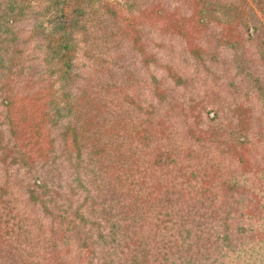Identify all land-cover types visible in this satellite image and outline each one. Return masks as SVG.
I'll use <instances>...</instances> for the list:
<instances>
[{"label":"trees","instance_id":"obj_1","mask_svg":"<svg viewBox=\"0 0 264 264\" xmlns=\"http://www.w3.org/2000/svg\"><path fill=\"white\" fill-rule=\"evenodd\" d=\"M253 1L263 22L245 0H132L138 9L128 16L109 0H44L37 6L0 0V164L27 175L30 207L25 217L17 214L0 186V264H224L225 253L242 246L247 205L238 189L245 185L222 180L219 164L224 155L244 162L237 149L249 141L245 125L254 109L247 101L225 104L218 85L216 91H191L205 88L195 80L198 73L202 80L211 74L214 82L231 71L226 88H240L245 80L252 85L246 95L264 96V0ZM45 10L50 14L43 17ZM98 12L101 17L94 16ZM90 17L97 18L92 24L100 42H130L145 68L155 60L149 43L156 52L165 48L163 38L178 40L179 55L193 69L184 75L164 67L174 86L188 89L177 117L201 119L203 106L232 123L214 133L189 124L178 146L150 117L149 128L132 129L134 119L117 114L133 102L125 89L113 96L109 82L94 91L87 83L78 87L75 35H87L80 30ZM254 42L255 61L249 53ZM151 84L160 103L165 91L154 78ZM50 129L58 131L55 149ZM263 184L249 186L259 212ZM248 245L254 253L255 241Z\"/></svg>","mask_w":264,"mask_h":264},{"label":"rangeland","instance_id":"obj_2","mask_svg":"<svg viewBox=\"0 0 264 264\" xmlns=\"http://www.w3.org/2000/svg\"><path fill=\"white\" fill-rule=\"evenodd\" d=\"M25 1L27 4L33 6L45 3L44 0ZM109 1L113 4L119 5L116 7V11L121 15L128 16L129 12H137L138 6L133 7L131 4L132 0ZM245 1L255 16L263 22L256 8L255 1ZM115 6L116 5H112L110 7L115 9ZM92 7L96 8V3H94ZM43 8L44 6L38 9ZM31 11L32 10H30V12ZM45 11L48 13L45 12L43 17L50 14L48 10ZM94 16L101 17L102 14L98 12ZM40 18H42V16L39 17V19ZM104 18L106 17L104 16ZM88 20L90 21L85 24V27L83 25V28L80 30L83 32L84 29H86L87 35L84 36L83 33L75 35L76 40L79 41V47L75 50L77 63L76 71L81 77L78 81V87L87 83L86 88L94 91L104 83L109 82L113 87L108 90V94L110 95L112 93L113 96L117 94V88L121 87L122 91L125 89V93L131 95V101L133 100V102L128 101L126 104H123L125 110H119L117 114L133 118L135 127H131L132 129L149 128L150 125L147 124L146 120L150 117L154 120V123L160 121V127L164 124V127L169 129V134L173 137L170 145L178 146V141L182 142L179 140L181 138L178 139V137H185V132L189 128V124L191 126L190 129L192 130H203L206 132L210 127L213 128L212 132L214 133L228 127V125L232 123V121L213 118L212 114H209V112L206 113L203 110V106L201 108L203 118L201 119L190 120L191 118L187 117L188 120H185L184 117H177V109H181V105L183 108L188 100V89H183L180 85L174 86L164 67H173L175 71L184 75H191L193 69V64L191 65L190 61L179 55L180 45L178 40L171 37L163 38L162 43L165 48L157 49L156 52H154L152 44L149 43L147 49H150L151 52L147 53L149 56L150 53H153L155 60L145 68L142 64L140 55L134 51L132 48L133 45L130 42L117 38L114 42L103 44L100 42L98 26L92 24V21H97V18L90 17ZM134 20L136 22V27L142 31L144 28L140 25V21L137 19ZM115 21L120 25L121 21L119 19L117 20L115 18ZM107 22H109L108 19ZM43 25L46 27V20ZM142 35L141 32L140 36L142 37ZM151 37L154 41H159V38L154 33H151ZM92 39L96 41L93 42ZM249 50L250 56L252 55L250 58L255 61V42L249 44ZM96 57L99 58L95 59ZM231 73L232 72L229 71L224 74V76H221L220 80L216 81V79L212 82L211 74H208V77L202 80L204 73L200 72L197 74L199 77H195V80L201 85L205 84V88H192L191 93L193 91H198L200 93L203 89L216 91L215 86L218 85L219 87H222L221 98L225 104L232 103L233 101L242 103L247 101L254 109V119L250 120L249 125H245V128L249 129V141L246 144V148H236L237 151L240 152V155H242L244 162L240 165L236 163L231 156L224 155L223 161L219 164L222 180L227 181L230 177H233L236 181L233 185H241L240 183L245 185L243 189H238V196L239 193H241L242 198H244V203L247 205V208H244V214L241 217V224L248 227L246 231H243V233L240 234L239 242H243L242 246L234 251L229 249L222 260L224 261V264H264V198L260 200L259 206L262 208V211L259 212L258 200L255 194L249 189V186L257 189L258 184H261L262 180H264V118L262 117L264 112V96L259 99L258 97H255V93H249L246 95L244 92L248 91L247 87L252 85L245 80H242L241 84L239 83L240 88L235 90L226 88V77ZM152 78L158 82L161 90L165 91V94L159 99L160 103L155 101V97L150 90ZM75 85L76 81L74 85L71 84V87H73L74 90L77 89ZM108 100H110V97ZM110 103L112 102L110 101ZM115 104L116 103L113 104L114 107L117 105ZM150 104H152L154 108ZM205 110L209 111L208 108H205ZM255 116L258 117V119H255ZM103 128L104 127L101 126L100 129ZM259 129L262 130L259 132L260 134L256 135L255 132L257 133V130ZM57 134L58 131L54 129H50V131L47 132V135H50V137H56L59 139ZM57 139H53L54 149L59 145ZM45 143L49 146L47 142ZM167 144L169 143L167 142L164 145ZM185 145L186 144H183V146ZM236 146H238V144L235 145V147ZM210 150L212 152L211 157H216V148L212 146ZM129 152L136 155L133 151H128V153ZM26 179L27 175L24 171H18L16 168L7 169L0 164V186H3L7 191L6 196L9 201L8 206L13 207L17 214L24 217L26 215L25 213H27L30 208L25 198ZM262 187L264 189V184ZM253 241H255V251L254 253H251L248 244H251ZM218 252L219 254L223 253L221 249H219ZM201 261L203 264H212L209 260ZM202 262H198V264Z\"/></svg>","mask_w":264,"mask_h":264}]
</instances>
